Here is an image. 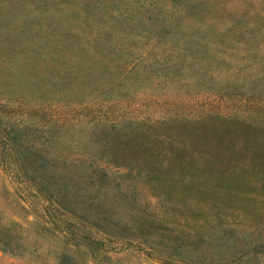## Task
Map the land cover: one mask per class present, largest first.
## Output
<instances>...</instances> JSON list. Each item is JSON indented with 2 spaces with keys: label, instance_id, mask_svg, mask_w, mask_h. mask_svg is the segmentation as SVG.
I'll return each mask as SVG.
<instances>
[{
  "label": "rangeland",
  "instance_id": "1",
  "mask_svg": "<svg viewBox=\"0 0 264 264\" xmlns=\"http://www.w3.org/2000/svg\"><path fill=\"white\" fill-rule=\"evenodd\" d=\"M20 1L22 7L10 13L18 1L0 0V224H20L27 254L0 250V264H57L60 252L74 264H264V255L240 250L246 236L264 241V169L249 165L264 161V154L242 156L235 139V152L225 154L229 168L221 173L228 183L203 165L218 148L213 125L227 120L235 130L242 122L264 131V0ZM126 12L162 18L171 30L160 37L154 19L149 33L138 26L133 34L111 29L122 46L116 63L125 71L133 67L132 79L116 74L110 88L96 83L63 94L36 88L49 69L66 64L57 55L101 69V47L92 38L101 40ZM155 62L167 69L151 73ZM175 120L202 126L193 131L204 151L151 144L163 148L158 169L109 164L86 142L104 125L136 124L150 135L161 125L176 128ZM257 138L260 145L263 137ZM15 145L57 158L53 170L86 185L94 213L85 220L82 211L43 199L22 179ZM192 158L198 170L173 169ZM103 214L129 232L105 227L97 219ZM70 220L84 222L78 230L103 250L67 243L63 230ZM221 238L233 246L229 252L217 245Z\"/></svg>",
  "mask_w": 264,
  "mask_h": 264
},
{
  "label": "trees",
  "instance_id": "2",
  "mask_svg": "<svg viewBox=\"0 0 264 264\" xmlns=\"http://www.w3.org/2000/svg\"><path fill=\"white\" fill-rule=\"evenodd\" d=\"M17 1L18 2L15 6L8 7V11L10 13L13 12L12 9H16L18 11V8L22 7L21 2L23 1ZM22 14L24 13L21 12V16ZM120 16H122L120 22H115L113 25L110 23L111 28L109 31L101 33V40L100 37H98L99 35L92 38V40L96 42L95 46L101 47V69L99 68L100 66L92 68L90 64H87V66L83 68L78 65V62H75V64L72 62V65L68 61L64 60L63 55H57L58 59L60 61L62 60L66 64L62 69H49L48 72L44 74L45 77L43 79L45 82L42 85L39 82L35 83L36 88H43V86L46 85L47 88H44L46 89L44 90L45 93L47 91H52L54 94H63L66 91H69L72 87L84 88L86 86H95L96 83L101 86V89H105L104 86L110 88L114 84L113 80L116 77V74L122 75L123 78L132 79L134 77V74L132 73L134 68L132 67L130 70L125 71L116 63L118 62V59H120L119 61L123 59L121 49L122 46L117 41L115 36L116 34L113 33V30L111 29L120 33L121 30L127 28L128 31L125 33L133 34L135 31L134 28L138 26L143 30H148L147 33H149V31H151L150 28L154 25V22L152 21V19H154L161 22H157V24H155L157 27H161V34H159L160 37H163L171 30L167 28V23L162 18L161 20L158 17L151 18V15L149 17L135 16L134 14L127 12L121 13ZM22 18L23 21L20 25L21 28H23L26 23L24 16H22ZM116 20L118 19L116 18ZM110 31L112 34H110ZM106 58L107 61L105 60ZM110 62L111 65H109ZM154 65V72L151 73H156L155 71L164 72L165 69H167L166 66H160L156 62ZM100 80L101 84L99 83ZM175 122L179 124L176 128L174 125L169 126L170 124H165V126L161 125L154 129L153 133L150 135L139 128L136 124L125 122L121 123L120 126L115 124H111L109 126L104 125L101 128H95L92 132L91 138L89 137L86 142L95 147L94 153H98L96 155L97 157H102L109 164L129 169L136 168L139 171L152 170L155 168L158 169L161 166V162H159L158 159L159 156L162 155L163 148H157V146H151V144L158 143L165 145V142H169L171 143L170 145L173 149L182 150L188 154H192L193 150H197L201 153L204 151L206 144H203L202 141L197 138L196 134H194V131H200L202 126L192 128L178 120H175L172 123ZM213 126L215 128L214 130L218 129L213 132L219 139L216 143L217 145L215 146V148H218L214 149V159L204 162L205 164L203 165L205 166L206 171H213L214 175H218L219 178L228 183L227 178H223L221 173L225 172L229 168V161H224L226 158L225 154L230 151L235 152L234 149L236 147H230V145L235 144V139H240L243 147V151L240 152L242 153V156L248 155L247 153L254 151L262 155L264 154V131L259 132L258 127H252L249 125L245 126L242 122H239V125L236 126L239 127V130H235L234 126H232L230 122H227V120L225 124ZM163 128L165 129V132H163ZM221 131L225 133L227 142L223 140V135L218 133ZM203 133L205 136L209 135L207 130ZM257 135L263 137V142L260 145L258 144ZM203 141L206 143L205 140ZM176 143L180 144L175 146ZM15 147L16 150L21 153V157H18V159L16 158V162L21 172L22 179L34 184L36 186V190L43 199L50 204H53L52 202L61 204L65 206L66 209H77L78 211H82L84 217H80L85 220L87 219L88 214L90 215L94 213L91 196L87 195L88 191L85 190L86 185L82 183L80 184V182L77 183L73 177H70L65 173L60 174L53 170V166L57 164V158L42 155L43 153L40 154L41 151L37 152V150H33L30 146L21 148L20 145H15ZM222 147L224 148V152H222ZM106 153H109L110 156H105ZM39 154L42 156L39 157ZM61 163L64 164L63 161ZM187 164L188 165H172L176 172H183L185 170H198L200 163L197 158H192ZM89 165L91 166V164ZM249 165L253 168L262 167V169H264V161H259V159L251 160ZM184 166H186V168H184ZM93 171L94 170L86 172L85 177L88 178V180H91V177L94 176ZM218 176H215L216 179ZM96 178H98V189L100 191L101 186L104 185L101 181V174ZM116 183L117 182H115V187ZM80 186L83 187L81 188ZM97 219L103 222V225L108 227V229L111 228L117 230L118 233L129 232L126 226H124L126 224H120L118 221L116 222L104 214L102 216H98ZM17 226H20V224L12 226L0 224V250L2 252L18 255L19 257L24 258L27 254V247L22 234L17 229ZM80 228H85L84 222H81L80 220H70L67 224H65L63 232L66 242L77 247L80 245H84L86 247L92 246L99 253L102 248L93 244V242H91L92 240H90L86 234L85 236L83 232L78 230ZM245 241H247L246 245L240 248L242 253L264 255V241H255L249 236L245 237ZM217 245L228 250V252L231 248V244L228 240L223 238H221V242L217 243ZM174 251H177V248H175ZM29 258L33 259V255L29 256ZM56 262L57 264H74L72 256L66 252H60L59 256L56 257Z\"/></svg>",
  "mask_w": 264,
  "mask_h": 264
}]
</instances>
